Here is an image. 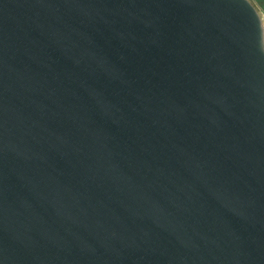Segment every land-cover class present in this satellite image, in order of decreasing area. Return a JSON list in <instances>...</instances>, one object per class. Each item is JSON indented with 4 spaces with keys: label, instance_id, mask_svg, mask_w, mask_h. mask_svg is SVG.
Wrapping results in <instances>:
<instances>
[{
    "label": "water",
    "instance_id": "95a60500",
    "mask_svg": "<svg viewBox=\"0 0 264 264\" xmlns=\"http://www.w3.org/2000/svg\"><path fill=\"white\" fill-rule=\"evenodd\" d=\"M0 264H264L250 0H0Z\"/></svg>",
    "mask_w": 264,
    "mask_h": 264
},
{
    "label": "rangeland",
    "instance_id": "374dc122",
    "mask_svg": "<svg viewBox=\"0 0 264 264\" xmlns=\"http://www.w3.org/2000/svg\"><path fill=\"white\" fill-rule=\"evenodd\" d=\"M260 11V14L262 16V20H263V24H264V12L262 11V9L258 6V4L254 1V0H250Z\"/></svg>",
    "mask_w": 264,
    "mask_h": 264
},
{
    "label": "crops",
    "instance_id": "0c3cea01",
    "mask_svg": "<svg viewBox=\"0 0 264 264\" xmlns=\"http://www.w3.org/2000/svg\"><path fill=\"white\" fill-rule=\"evenodd\" d=\"M264 12V0H254Z\"/></svg>",
    "mask_w": 264,
    "mask_h": 264
}]
</instances>
